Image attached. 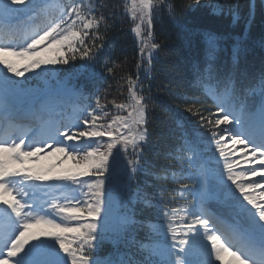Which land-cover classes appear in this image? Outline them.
<instances>
[{
  "label": "snow or ice",
  "instance_id": "1",
  "mask_svg": "<svg viewBox=\"0 0 264 264\" xmlns=\"http://www.w3.org/2000/svg\"><path fill=\"white\" fill-rule=\"evenodd\" d=\"M186 6L0 0V264H264V63L242 70L235 46L231 64L220 65L221 38L207 33L188 90L170 91L179 103L166 162L147 159L153 73L166 46L156 25L166 13L180 26ZM225 9L241 20L239 0L218 5ZM121 15L135 37L134 71H125L127 57L111 58ZM77 61L61 77L56 66ZM85 73L115 84L88 94L69 84ZM45 149L75 167L29 166ZM141 174L159 182L154 192L141 189ZM105 241L126 251L100 258Z\"/></svg>",
  "mask_w": 264,
  "mask_h": 264
},
{
  "label": "trees",
  "instance_id": "2",
  "mask_svg": "<svg viewBox=\"0 0 264 264\" xmlns=\"http://www.w3.org/2000/svg\"><path fill=\"white\" fill-rule=\"evenodd\" d=\"M112 4H123L125 0H105ZM187 6L180 14V26L168 22L166 13L162 16V23L156 25L157 40H164L165 47L159 53L158 60L155 62V72L153 75L157 79L152 81V94L156 105V133L151 137L147 159L149 162L158 164L165 163V156L169 151L171 141L170 132L172 129L171 118L174 116L177 103L171 92H185L188 90V81L192 79L193 65L202 63L207 48L206 34L213 33L220 37L217 49V57L220 65H229L232 62L233 48H241L238 57L239 67L246 69L249 73H256L264 63V0H239V9L241 20L233 23L232 16L225 12H218V5L224 4L225 0H201L199 5L192 3V0H180ZM228 5L234 4L235 0H226ZM250 6H254V19L250 25L246 24V18L249 14ZM118 11L122 12L123 9ZM135 37L130 31V17L121 15L117 21V26L109 33V42L113 45L111 58L118 63L127 57L128 67L125 71H134ZM57 65L62 68L61 77L70 75L75 72V67L79 65ZM206 66V65H205ZM103 69L97 64L96 72L101 73ZM123 73L117 72V75ZM28 75V74H26ZM105 75H107L105 73ZM70 85L77 88H83L86 94L92 93L95 88L101 91L108 88L110 84L114 85L115 81L110 77L102 80L97 75L94 79H89L87 74L77 75L69 80ZM110 91L109 100L115 92ZM123 97H118L122 99ZM210 103V101H209ZM49 152V151H47ZM43 153L42 158L36 162L40 165L51 163L56 166V172L69 169L75 165L71 159L66 164H62L66 157L60 153L46 155ZM60 160V162L58 161ZM61 160H63L61 162ZM29 166H31L29 164ZM32 167V166H31ZM141 189L148 185L147 191H155L151 185L159 183L151 175L141 174L138 177ZM143 236V232L140 233ZM123 244L117 249L111 242L105 241L97 255L100 258L112 256L118 258V253L125 252Z\"/></svg>",
  "mask_w": 264,
  "mask_h": 264
},
{
  "label": "rangeland",
  "instance_id": "3",
  "mask_svg": "<svg viewBox=\"0 0 264 264\" xmlns=\"http://www.w3.org/2000/svg\"><path fill=\"white\" fill-rule=\"evenodd\" d=\"M50 55V54H49ZM26 74H28V73H26ZM67 160H68V158L66 159V161L64 160H61V162H62V164H66L67 163ZM58 161V160H57ZM58 162H60V160L58 161ZM30 165L32 166V167H35V168H47V167H49V166H55V165H53V164H51V163H47V164H45V165H40V163H36V162H30ZM75 167V165H73L71 168H74ZM57 169H56V166L53 168V172L55 173V171H56Z\"/></svg>",
  "mask_w": 264,
  "mask_h": 264
}]
</instances>
